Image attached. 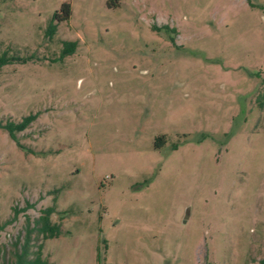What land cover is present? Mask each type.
<instances>
[{
    "label": "rangeland",
    "instance_id": "374dc122",
    "mask_svg": "<svg viewBox=\"0 0 264 264\" xmlns=\"http://www.w3.org/2000/svg\"><path fill=\"white\" fill-rule=\"evenodd\" d=\"M6 49L0 123L35 119L0 129V264L28 230L49 264H260L264 0H0Z\"/></svg>",
    "mask_w": 264,
    "mask_h": 264
},
{
    "label": "trees",
    "instance_id": "16d2710c",
    "mask_svg": "<svg viewBox=\"0 0 264 264\" xmlns=\"http://www.w3.org/2000/svg\"><path fill=\"white\" fill-rule=\"evenodd\" d=\"M69 6L63 5L61 7L60 12H56L52 19L51 25L49 28V33L52 36L56 31V24L61 21H65L69 18ZM70 43H64V45H69ZM73 46V44H70ZM69 51L65 52L68 53ZM32 56L29 57H19L16 55H10L9 50L6 49L0 52V69L6 65L13 63H25L32 60ZM35 119V116L29 115L24 117L18 123L6 122L0 123V129L4 130L8 137L13 140L20 149H24L18 139L16 138V134L25 130L28 125ZM162 137L157 138V141L162 140ZM55 212L54 207L51 206L42 211L41 217L36 221V225L38 226L36 229L39 234H43V239L53 238L59 235V226L58 224H52L50 221V216ZM30 230H28L24 236L23 243L19 249L15 252V259L13 264H49L48 260L43 257L42 246L41 244L38 246L37 251L34 252L33 257H30L29 252V244H30ZM260 264H264V259L260 261Z\"/></svg>",
    "mask_w": 264,
    "mask_h": 264
}]
</instances>
